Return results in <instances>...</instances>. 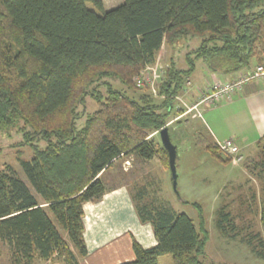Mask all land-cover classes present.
Returning <instances> with one entry per match:
<instances>
[{
  "label": "trees",
  "instance_id": "obj_1",
  "mask_svg": "<svg viewBox=\"0 0 264 264\" xmlns=\"http://www.w3.org/2000/svg\"><path fill=\"white\" fill-rule=\"evenodd\" d=\"M188 39L197 45L183 55L187 67L172 56L159 80L164 98L133 90L141 89L135 77L155 62L162 45L177 51ZM198 61L212 73L264 63V0H123L108 10L102 0H0V130L22 121L29 137L47 141L33 148L31 159H20L36 194L9 166L0 168V241L14 264H79L87 253L83 204L106 192L103 172L122 155H159L169 169L157 131L168 128L174 96ZM107 76L124 88L95 90ZM86 95L97 107L76 129ZM204 146L220 162H231L216 141ZM253 146L252 153L242 151L241 164L259 186L248 211L258 214L262 231L242 232L236 221L245 218L227 204L218 210L217 226L264 258V134ZM136 190V215L151 225L156 244L143 247L133 239L134 259L115 264H159L163 254L172 264H235L201 259L208 240L202 212L196 224L154 193L145 199L146 187ZM246 222L251 227V219Z\"/></svg>",
  "mask_w": 264,
  "mask_h": 264
},
{
  "label": "rangeland",
  "instance_id": "obj_2",
  "mask_svg": "<svg viewBox=\"0 0 264 264\" xmlns=\"http://www.w3.org/2000/svg\"><path fill=\"white\" fill-rule=\"evenodd\" d=\"M123 0H104V9H110L121 4ZM86 6L93 9L91 2L87 1ZM197 41L188 39V42L181 44V50L170 48L167 44L162 45L157 53L155 63L159 62L161 66L166 67L172 56H175L179 67L186 68L187 63L184 56L190 47H195ZM180 48V47H179ZM179 53V54H178ZM251 67V66H250ZM245 68V69H249ZM162 69V77L164 75ZM210 73L198 61L197 65L188 77L190 81L189 91L197 96L208 83ZM257 78H255L256 80ZM105 83L98 82L95 90L104 93L107 84L117 89H123L122 84L115 78L107 76L103 78ZM186 80V81H187ZM254 80H251V82ZM212 82V81H211ZM210 83V82H209ZM159 84V81H158ZM157 84V85H158ZM186 83H184L185 85ZM244 85V84H243ZM242 85V87H243ZM136 93H150V88L143 85L141 89H133ZM157 91V90H156ZM184 94L187 102L193 103L195 97L190 92ZM133 93L132 89L129 91ZM154 97V96H153ZM155 100L160 98L154 97ZM220 105V104H219ZM97 104L94 99L86 95L81 104H78L77 111L80 117L75 119L76 129L84 124L85 117L91 113ZM213 105H200L199 111L193 110L174 116L177 112L171 110L168 121V132L172 143L176 147V190L172 188L171 175L169 169L161 160L159 155H155L149 160L137 156L135 153L125 154L114 160L113 165L103 172L108 186H125L130 195L137 191V187H146V197L149 200L153 193L155 198L170 205L178 212H184L198 224V211L202 212L205 218L208 231V240L206 248L201 259L205 262H231L235 264H264V258L255 255L250 247L243 243L239 237L233 238L225 234L217 226L218 210L223 204L230 206L234 212L241 211L242 218H237V224H241L242 232L258 229L262 231L258 214L248 211L253 198V191L259 195V186L257 182L249 179V174L242 167L241 161L223 163L214 158L205 148L204 144L210 140V134L205 125L207 113L215 109ZM173 109V108H172ZM192 116V117H191ZM31 128L19 121L14 126L0 130V168L6 169L8 166L14 170V174L21 178L28 186L29 183L25 177L20 165V159L29 160L33 156V148L42 149L47 141L40 136L29 137ZM157 139V135H154ZM253 145L245 148L246 153H252ZM243 151V150H241ZM243 153V152H242ZM31 190L32 187L30 186ZM187 201V202H184ZM197 203V204H192ZM253 205V204H252ZM254 204V208H255ZM258 206V205H257ZM257 208V207H256ZM251 219V227H246V222ZM239 226V225H238ZM133 240V239H132ZM159 264H172L170 254H163L158 258ZM0 264H14L6 244L0 241Z\"/></svg>",
  "mask_w": 264,
  "mask_h": 264
},
{
  "label": "crops",
  "instance_id": "obj_3",
  "mask_svg": "<svg viewBox=\"0 0 264 264\" xmlns=\"http://www.w3.org/2000/svg\"><path fill=\"white\" fill-rule=\"evenodd\" d=\"M242 70L210 73V81L207 83L215 79L229 80ZM252 80L254 81L244 83L241 90L234 92L230 100L220 103L207 113L203 124L209 131L211 140L231 138L241 151L248 145H253L264 134V76ZM190 93L195 97L196 93ZM83 223L87 253L79 259V264H115L132 260V239L143 247L156 244L151 225L140 222L132 195L125 186H107L99 200L84 203ZM34 264L64 263L36 260Z\"/></svg>",
  "mask_w": 264,
  "mask_h": 264
},
{
  "label": "built area",
  "instance_id": "obj_4",
  "mask_svg": "<svg viewBox=\"0 0 264 264\" xmlns=\"http://www.w3.org/2000/svg\"><path fill=\"white\" fill-rule=\"evenodd\" d=\"M162 69L163 67L159 62H156L145 67L135 77V82L138 86H147L150 88L151 94L160 99L165 97L164 94L159 93L157 85L158 81L162 78ZM262 76H264V63H257L249 69H243L237 76L229 80L220 81L215 79L198 92L193 103H189L186 99H183L184 94L189 91L188 86L190 85V81L187 80L185 81L186 84L183 87V91L174 96L171 106L176 111L181 108L183 109L182 112L179 113L180 115L176 117H180L184 112L190 113L193 110L197 111V114L200 115V105L217 106L222 102H226L231 99L234 92L241 90L244 83ZM216 143L223 153L231 157V161L238 162L242 160L243 155L233 139H223L216 141Z\"/></svg>",
  "mask_w": 264,
  "mask_h": 264
},
{
  "label": "water",
  "instance_id": "obj_5",
  "mask_svg": "<svg viewBox=\"0 0 264 264\" xmlns=\"http://www.w3.org/2000/svg\"><path fill=\"white\" fill-rule=\"evenodd\" d=\"M157 135L159 136V139L167 151V156H168V167L171 175V183H172V188L173 190L177 193L176 190V164H175V158H176V147L172 143L168 128L167 126H163L157 131Z\"/></svg>",
  "mask_w": 264,
  "mask_h": 264
},
{
  "label": "bare ground",
  "instance_id": "obj_6",
  "mask_svg": "<svg viewBox=\"0 0 264 264\" xmlns=\"http://www.w3.org/2000/svg\"><path fill=\"white\" fill-rule=\"evenodd\" d=\"M168 65H166V67H167ZM163 67V66H162ZM166 67H165V65H164V67H163V69L165 70L166 69Z\"/></svg>",
  "mask_w": 264,
  "mask_h": 264
}]
</instances>
